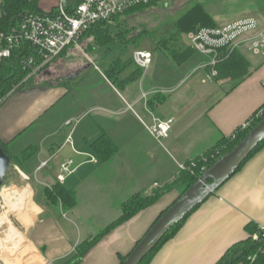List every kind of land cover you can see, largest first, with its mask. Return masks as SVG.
Returning <instances> with one entry per match:
<instances>
[{
    "label": "crops",
    "instance_id": "crops-1",
    "mask_svg": "<svg viewBox=\"0 0 264 264\" xmlns=\"http://www.w3.org/2000/svg\"><path fill=\"white\" fill-rule=\"evenodd\" d=\"M57 1L43 2L41 9L49 11ZM257 2L230 0L221 9L206 5L205 11L217 26L246 18L264 24V0ZM227 13L232 18L223 21ZM71 49L0 106V144L11 161L0 189V264H67L80 243L120 217L123 203L173 185L180 166L233 135L264 105L261 55L239 51L249 75L218 80L208 77L205 57L193 54L177 65L154 48L147 51L152 64L142 76L116 86L103 74L105 67L87 65ZM59 70L72 73L58 77ZM155 98L159 101L149 106ZM167 119L174 122L168 136L151 137L148 127ZM102 137L116 147L106 160L94 148ZM29 149L30 156L18 162ZM69 160L75 170L59 183L60 165ZM57 183L74 194L68 211L44 196ZM184 192L183 186L164 191L104 236L80 264H120ZM250 223L264 227V147L186 219L150 264H215L246 238Z\"/></svg>",
    "mask_w": 264,
    "mask_h": 264
},
{
    "label": "trees",
    "instance_id": "trees-1",
    "mask_svg": "<svg viewBox=\"0 0 264 264\" xmlns=\"http://www.w3.org/2000/svg\"><path fill=\"white\" fill-rule=\"evenodd\" d=\"M46 1L48 0H2L0 3V34L10 33L18 26L26 15H46L51 12L55 7L51 8L49 11H43L41 9V4ZM149 7L135 8L122 15L116 16L111 20L97 23L83 35L81 41L85 38H91L93 39L95 45L100 48H106L107 53L109 54H111L113 49L117 48L121 51L131 46H135L137 48L139 39L142 35H132L131 30H127L125 27L119 25L117 20H119L123 15L132 13V11L144 10ZM216 26L217 25L213 18L205 11L203 4L197 3L181 15L176 21L175 28L177 32L174 34L175 37L171 36V38L168 39H159L156 42V49L167 54V56L170 57L177 65H181L194 53L187 45L183 44L182 41L180 42V36L182 34L187 35L201 28H214ZM30 57L33 58V64L31 66H27L25 62ZM222 58V61H220L216 66L217 75L214 78L218 80L230 79L240 81L249 75L250 65L238 51L223 52ZM41 63L42 61L36 56L35 51L26 44H23L18 49L12 51L9 59L0 62V106L13 91L25 84L33 83L35 75L42 72L47 67V65L41 66ZM34 69L36 71L32 74ZM128 69H131L129 75L125 79L120 80L119 76ZM142 71V69L134 65L132 59L122 62L120 58H116L111 60L105 66L103 74L113 85L121 86L139 79L142 76ZM158 101L159 98H155L153 101L151 100L149 102V106H155ZM257 113L258 111L253 115V117H251V123L248 129L243 131H239L238 129L234 135L223 139L204 155L186 163V169L181 171L180 176L173 183V185L167 187L164 191L179 186L185 187L186 191L189 187L193 186L206 171L210 170L217 163V161L237 147L245 139L249 132L264 120V111L260 116L255 117ZM263 147L264 141L254 149L239 169L247 160H249ZM0 148L6 154V148L4 145L0 144ZM94 148L103 160L111 157V155H113L116 151V147L105 137L100 138L94 144ZM31 153L32 150L29 149L16 160H19L18 162H22L24 159L28 158ZM164 191H156L149 197L135 195L128 199L121 206L120 217L107 226L93 239L80 243L75 248V253L67 264H80L88 252L95 247L104 236L131 221L141 212L148 209L161 197ZM44 196L50 204L59 203L64 211H68L75 206V197L73 192L66 191L58 183L55 184L51 190H44ZM195 210L188 214L183 221L175 225L140 264H150L158 250L175 236L186 219ZM245 232L246 238L229 247L215 264H241L244 263L248 257L253 255H256L257 257L256 264H264V228L250 223L246 226ZM254 236H257V240L253 239ZM127 257L128 255L121 257L120 264H123Z\"/></svg>",
    "mask_w": 264,
    "mask_h": 264
},
{
    "label": "built area",
    "instance_id": "built-area-1",
    "mask_svg": "<svg viewBox=\"0 0 264 264\" xmlns=\"http://www.w3.org/2000/svg\"><path fill=\"white\" fill-rule=\"evenodd\" d=\"M158 2L160 0H79L74 5H68L66 0H58L55 8L48 14L26 15L10 33L0 34V62L9 59L12 51L26 44L41 59V66L49 65L67 49L76 46L83 35L97 23ZM187 37L190 50L207 59L205 67L209 68V78L217 75L216 66L222 61L223 52L243 50L264 56V24L254 18L214 28H201L187 34ZM132 61L136 67L146 70L152 64V55L150 52L137 50ZM25 64L31 66L33 58L30 57ZM35 71L34 69L32 74ZM263 111L264 105L255 117L260 116ZM173 123L172 119L155 120L148 127V132L156 140L165 139ZM250 123L251 120L243 124L239 131L248 129ZM185 169V165L180 166V171ZM74 170L73 162L65 161L60 165L57 181L62 183ZM253 239L257 240V236ZM256 261L257 257L253 255L241 264H256Z\"/></svg>",
    "mask_w": 264,
    "mask_h": 264
},
{
    "label": "water",
    "instance_id": "water-1",
    "mask_svg": "<svg viewBox=\"0 0 264 264\" xmlns=\"http://www.w3.org/2000/svg\"><path fill=\"white\" fill-rule=\"evenodd\" d=\"M264 141V120L252 129L245 139L227 155L223 156L196 183L189 187L149 229L123 264H140L160 243L163 237L208 197L214 194L239 169L254 149ZM11 161L0 148V189Z\"/></svg>",
    "mask_w": 264,
    "mask_h": 264
},
{
    "label": "rangeland",
    "instance_id": "rangeland-1",
    "mask_svg": "<svg viewBox=\"0 0 264 264\" xmlns=\"http://www.w3.org/2000/svg\"><path fill=\"white\" fill-rule=\"evenodd\" d=\"M2 0H0L1 3ZM52 1V0H51ZM79 0H66L68 5H74ZM230 0H162L155 3L153 6L138 11H132V13L123 15L117 22L125 27L127 30H131L132 35H142L138 42V47H128L127 49H113L111 54L107 53L106 48H100L95 45L93 39L85 38L80 40L76 46H73V50L80 54L83 60L87 61V65L105 67L111 60L120 58L122 62H126L132 59L135 51H152L156 48V42L159 39L171 38L176 34L175 23L178 18L188 11L193 5L197 3L203 4L204 8L208 5L211 9H221L222 5L228 3ZM253 1L254 4H258V0ZM223 21L231 20L232 14L227 13L222 16ZM219 23V20L217 21ZM222 22V21H221ZM175 37V36H174ZM180 42L188 45L189 40L187 35L182 34L180 36ZM56 74L58 77L70 75V70H59ZM39 79V78H38ZM37 79V80H38ZM42 79L44 77L42 76ZM3 213V208L0 207V216Z\"/></svg>",
    "mask_w": 264,
    "mask_h": 264
}]
</instances>
